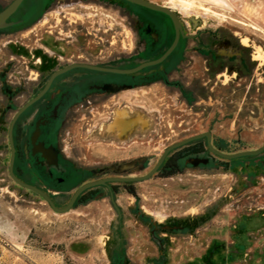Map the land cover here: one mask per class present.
Instances as JSON below:
<instances>
[{
	"label": "rangeland",
	"instance_id": "obj_1",
	"mask_svg": "<svg viewBox=\"0 0 264 264\" xmlns=\"http://www.w3.org/2000/svg\"><path fill=\"white\" fill-rule=\"evenodd\" d=\"M149 1L173 9L189 31L194 26L223 28L227 36L250 48L258 68L240 77L237 66L225 67L214 82H204L208 98L193 107L162 85L124 93L92 113L75 116L78 120L63 133L67 154L78 165L95 167L98 177H107L144 174L165 148L205 131L212 132L226 153L260 148L264 0ZM69 10L97 13L87 20L113 27L115 55L133 51V31L118 14L111 19L101 7ZM54 16L56 24L64 21L59 13ZM232 42L227 37L209 45L227 56L226 65L231 62L228 57H235V64L241 62L240 50ZM204 67L195 58L187 74L202 78ZM117 111H125L127 119L136 122L124 133L106 129ZM9 122L4 120L0 129V264H264V152L233 160L213 154L187 158L181 163L182 174L156 175L137 183L138 202L119 185V221L105 187L97 189L92 202L67 213L55 212L40 196L19 187L9 176ZM72 194L53 195L55 204L65 206Z\"/></svg>",
	"mask_w": 264,
	"mask_h": 264
},
{
	"label": "flooded vegetation",
	"instance_id": "obj_2",
	"mask_svg": "<svg viewBox=\"0 0 264 264\" xmlns=\"http://www.w3.org/2000/svg\"><path fill=\"white\" fill-rule=\"evenodd\" d=\"M12 1L0 0V12ZM77 7L104 8L110 12L106 16L111 19H114L113 14H118L125 27L133 31L136 41L133 51H122L115 55L112 50L115 37L113 27H98V20H87L92 15L97 17V13L69 10ZM59 8L62 10L57 11ZM56 13H59L64 21L60 19L56 24ZM154 14L159 17L153 18ZM82 17L87 21L82 20ZM178 17L183 32L180 33L174 51L162 63L145 67L135 73H119L111 70H131L165 54L176 39V29L169 16L125 0H24L18 10L7 19L8 23L14 24L0 29V129L3 121L10 119L7 128L10 160L9 128L14 117L46 87L54 73L71 68L58 75L48 91L17 119L13 128L15 175L23 182L43 190L53 202V195L64 197L70 192L74 194L87 182L108 177L143 176L156 165L160 157L146 173L135 175L98 177L95 167L78 165L75 158L67 154L63 139L66 130L76 119L75 116L92 113L101 104L105 106L124 93L140 92L154 85H162L169 92L176 94L182 103L193 107L196 103L195 97L199 100L208 98L209 86L204 82H214L225 67L232 69L237 66L240 77L246 73H254L251 71V61L256 60L252 58L251 50H243L244 45L234 36H227L223 28L212 30L194 26L189 31L184 21L179 15ZM192 22L197 23L195 19H192ZM88 23L90 25H87ZM227 37L231 38L232 43L240 50V64L233 62L235 57H228L231 62L226 65L223 61L227 56L223 55L218 47H209L212 43L223 42ZM195 58L204 62L205 73L202 78L192 79L187 73ZM74 65L78 66L73 67ZM202 133L204 132L197 134ZM194 142H201L206 151L180 160L181 173L177 175L183 173L181 163L187 158L205 155L210 157L212 154L217 156L208 148L207 138H202L177 148L168 157L174 152H181L183 155L184 148H192ZM212 142L216 148L218 143L213 135ZM49 149L55 153L54 161L49 160L45 154ZM161 167L153 176L161 177ZM140 182H109L107 185H98L84 191L78 199L88 191L96 193L97 197L99 187L109 189L113 207L115 208L112 197L120 209L121 216L115 208L121 221L122 210L116 200L119 185L130 194L125 186L133 184L138 197L130 195L138 202L140 198L136 184ZM21 188L38 195L24 187ZM78 199L74 207L84 206L77 205Z\"/></svg>",
	"mask_w": 264,
	"mask_h": 264
},
{
	"label": "water",
	"instance_id": "obj_3",
	"mask_svg": "<svg viewBox=\"0 0 264 264\" xmlns=\"http://www.w3.org/2000/svg\"><path fill=\"white\" fill-rule=\"evenodd\" d=\"M24 0H13L3 11L0 12V29L2 28H6L9 27L11 25H13L14 23H8L7 19L13 15L18 8L20 7V5L23 3ZM127 2H130L132 4L147 8L149 10H153V11H157V12H161L167 16L170 17V19L172 20L174 27L176 29V39L173 42V44L171 45V47L165 52V54L160 57L159 59L153 60V61H149V62H145L143 64H141L140 66L131 69V70H116V69H112L111 71L114 72H119V73H135L140 71L141 69L145 68V67H149V66H153V65H157L159 63H162L176 48L179 38H180V33L183 32L182 30V24L181 21L178 17V14L171 9L168 6L162 5V4H158L149 0H125ZM78 66V65H74L73 67ZM71 68V67H69ZM67 69H63L60 70L56 73H54L52 75V77L50 78V80L48 81L46 87L34 98L32 99L30 102H28L26 104V106H24L18 113L17 115L14 117L12 124L9 128V138H10V147H11V160H10V167H9V172H10V176L11 178L21 187H24L28 190H31L35 193H37L38 195H40L44 200H46L51 208L57 212V213H67L69 212L73 207L74 204L76 202V200L78 199V197L87 189L98 186V185H107L109 182H140V181H144L149 179L150 177H152L161 167V165L163 164V162L165 161V159L168 157V155L176 150L177 148L186 145L192 141L198 140V139H202V138H207V142H208V148L210 149V151L214 154H216L217 156L223 158V159H227V160H233V159H238L241 157H248V156H257L260 155L261 153L264 152V144L257 149L254 150H244L241 152H236V153H226L220 150H217L212 142V133L211 132H204L202 134H197L194 136H191L189 138H186L180 142H177L175 144H172L171 146L167 147L164 152L162 153V155L160 156L158 162L156 163V165L145 175L143 176H137V177H108V178H103L100 180H95V181H91V182H87L85 184H83L82 186H80L73 194V196L71 197L69 203L64 206V207H58L55 205V203L53 202L52 198L45 193L43 190H41L40 188L31 185V184H27L25 182H23L22 180H20L14 173V162H15V145H14V141H13V128L14 125L17 121V119L19 118V116L33 103H35L36 101H38L50 88L53 80L60 74H62L63 72H65ZM97 69H102V68H97ZM114 206L119 214V216H121V212L119 207L117 206L116 202L114 201L113 197H112Z\"/></svg>",
	"mask_w": 264,
	"mask_h": 264
},
{
	"label": "trees",
	"instance_id": "obj_4",
	"mask_svg": "<svg viewBox=\"0 0 264 264\" xmlns=\"http://www.w3.org/2000/svg\"><path fill=\"white\" fill-rule=\"evenodd\" d=\"M243 50H250L247 47L242 46ZM258 68V62L257 61H251V71L254 72L256 69ZM259 86L264 87V84H259ZM199 99L198 97H195L194 102H197ZM194 146L191 147H186L184 148V153L183 155L181 154V152H174L173 154H171L166 161L164 162V164L162 165L159 174L161 175V177L163 178H169V177H173L179 173H181V167H180V160L188 157V156H192V155H197V154H201L204 153L206 151V147L204 145H202L201 142H194ZM199 144V145H197ZM217 149L221 150V151H226L225 148H223L221 145H217L216 146ZM125 188L127 189V191L133 195L134 197H138L137 196V191L134 187L133 184H127L125 186ZM96 197V193L92 192V191H88L87 193L83 194L77 201V205H86L88 204L90 201H92L94 198Z\"/></svg>",
	"mask_w": 264,
	"mask_h": 264
},
{
	"label": "bare ground",
	"instance_id": "obj_5",
	"mask_svg": "<svg viewBox=\"0 0 264 264\" xmlns=\"http://www.w3.org/2000/svg\"><path fill=\"white\" fill-rule=\"evenodd\" d=\"M127 113L125 111H117L115 113V119L111 126L107 127V130H118L121 131V133H124L125 131H128L134 124L135 121H129L127 119ZM136 123V122H135ZM46 156L49 158V160L54 161L56 156L53 150L49 149L45 151Z\"/></svg>",
	"mask_w": 264,
	"mask_h": 264
}]
</instances>
